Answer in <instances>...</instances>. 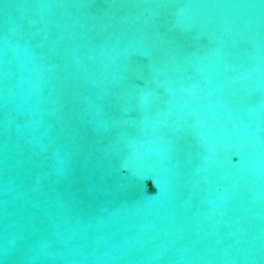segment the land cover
<instances>
[{
  "label": "water",
  "instance_id": "1",
  "mask_svg": "<svg viewBox=\"0 0 264 264\" xmlns=\"http://www.w3.org/2000/svg\"><path fill=\"white\" fill-rule=\"evenodd\" d=\"M0 264H264V0H0Z\"/></svg>",
  "mask_w": 264,
  "mask_h": 264
}]
</instances>
